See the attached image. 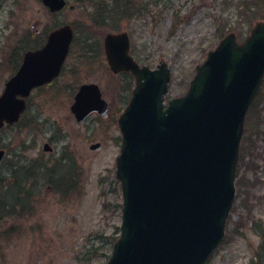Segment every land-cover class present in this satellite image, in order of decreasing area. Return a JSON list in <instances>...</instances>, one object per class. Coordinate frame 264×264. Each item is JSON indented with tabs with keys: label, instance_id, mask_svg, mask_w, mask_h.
Listing matches in <instances>:
<instances>
[{
	"label": "rangeland",
	"instance_id": "374dc122",
	"mask_svg": "<svg viewBox=\"0 0 264 264\" xmlns=\"http://www.w3.org/2000/svg\"><path fill=\"white\" fill-rule=\"evenodd\" d=\"M250 3L139 0L134 16L127 19L122 16V9L113 13L107 0H87L83 16H78V7L65 17L70 22L85 18L91 24L89 30L76 26V44L90 45L95 54L90 50L86 54L89 64L78 65L76 50L71 58L73 64L54 87L33 91L21 124L0 131V149L5 151L0 161V264L108 261L121 222L122 193L115 177V160L121 144L117 121L129 96L113 101V93L122 82L121 76H113L107 67L99 65L102 57L98 49L104 37L125 33L132 55L143 66H169L171 83L165 99L168 102L186 93L196 68L217 47L221 36L233 32L237 38L238 32V36L245 38L250 33L252 24L250 31L239 35L248 29L243 19ZM38 9L41 7L37 0H0V92L17 70L23 52L42 44L38 43L41 37L31 38L33 22L46 20L45 12ZM263 23L261 20L258 24ZM50 26L51 23L44 24L46 28ZM81 34L84 36L80 37ZM83 82L98 84L104 91L110 105V120H100L93 114L83 126H77L69 108L77 85ZM260 93L259 118L256 123L257 115L253 118L241 144L237 196L226 238L208 264H253L261 256L264 84ZM45 142L50 143L52 155L42 152ZM95 143L101 144L97 152L89 150ZM71 167L75 169L72 185L63 188L59 185L63 176L60 172ZM17 168H21L20 177L12 174ZM247 180L251 186L244 190L242 185ZM17 183L21 190L13 187L8 192L7 188ZM245 191L249 192L248 201Z\"/></svg>",
	"mask_w": 264,
	"mask_h": 264
},
{
	"label": "water",
	"instance_id": "95a60500",
	"mask_svg": "<svg viewBox=\"0 0 264 264\" xmlns=\"http://www.w3.org/2000/svg\"><path fill=\"white\" fill-rule=\"evenodd\" d=\"M52 11L58 0H42ZM69 27L29 52L0 96V128L18 121L32 89L61 70ZM113 71H131L133 98L119 120L123 148L117 177L124 196L121 237L108 264H205L224 236L245 115L264 75V23L243 46L233 35L208 55L185 98L163 110L168 71L139 69L125 36L105 42ZM96 85H84L71 111L79 125L92 112L106 116ZM96 149L99 147L96 146ZM48 150V146H44ZM3 151H0V159Z\"/></svg>",
	"mask_w": 264,
	"mask_h": 264
},
{
	"label": "flooded vegetation",
	"instance_id": "af4514ba",
	"mask_svg": "<svg viewBox=\"0 0 264 264\" xmlns=\"http://www.w3.org/2000/svg\"><path fill=\"white\" fill-rule=\"evenodd\" d=\"M59 3L63 2V7L61 6L60 9L58 10H51L49 7H46L42 0H37V4L41 7V9H38L37 11H44L45 12V16H46V20H36L35 22H33L32 27L30 24V27L32 28L33 32L31 38H39L38 43H42L41 45H37L40 46L39 48H41L45 43L46 40L48 38V36L50 35V33H52L53 31L60 29L64 26H73V27H83L84 23H85V18L83 20H81L80 18H78L77 22L76 21H68L67 19H65V17L67 15H71L73 13H75L78 9V7H81L79 12H78V16H83L85 14L86 8L83 7L85 5V3L87 2V0H83V1H77V0H58ZM108 4H109V9L112 8V12L115 13L118 9H122V11L125 9V13L122 12V16H124L125 18L128 19L129 15H131L133 12L135 13V11L137 10L138 6L136 7V1L139 0H107ZM143 12V10L141 11ZM57 20V22H56ZM123 21V19L121 20ZM52 24V26L50 27H44V24ZM72 27V29H73ZM74 31V29H73ZM75 33V31H74ZM122 32H118L116 33V35L121 34ZM79 35V32H78ZM84 36V34H81L80 37ZM107 36V35H106ZM129 37V36H128ZM130 40V39H129ZM85 41V40H84ZM83 41V42H84ZM77 48L76 50L78 51V55L83 56L85 54H89L90 50L93 51V53L95 54V51L91 49L90 45H82V44H76ZM39 48H35L33 50H37ZM102 49V51H101ZM99 53L104 56V52H103V44L102 47H100L98 49ZM131 44H130V49H129V55L133 58L134 61H136L138 64L142 65L137 59H135V57L132 55L131 53ZM126 77H130L129 75H126Z\"/></svg>",
	"mask_w": 264,
	"mask_h": 264
},
{
	"label": "trees",
	"instance_id": "16d2710c",
	"mask_svg": "<svg viewBox=\"0 0 264 264\" xmlns=\"http://www.w3.org/2000/svg\"><path fill=\"white\" fill-rule=\"evenodd\" d=\"M263 4L261 3V6ZM260 4H255V8L256 9H259L261 8ZM249 17L246 15V18ZM260 97H261V94L259 95V98L256 102L253 103V106L251 107L248 115H247V118H246V123H245V131L248 130V127L249 125L252 123L253 121V118L256 116L255 119L258 120L259 118V113H260V108H259V100H260ZM257 112V113H256ZM255 114V115H254ZM255 130V129H254ZM252 130V131H254ZM14 166H12L11 168H13ZM21 171V169H13L12 170V174H14L15 176L17 175V173H19ZM11 176V175H10ZM59 185L61 186V184L59 183ZM251 186V182L250 181H246L244 185H242L243 189L245 190L246 187H250ZM21 190V188H20ZM249 195V192L248 191H245V194L244 196L247 197ZM249 200V197L246 198V201ZM262 227L264 228V225L262 224ZM260 239L262 240V246H261V250H260V253H261V256H259L260 258L256 259V261L253 263V264H264V231L262 229V231L260 232Z\"/></svg>",
	"mask_w": 264,
	"mask_h": 264
}]
</instances>
